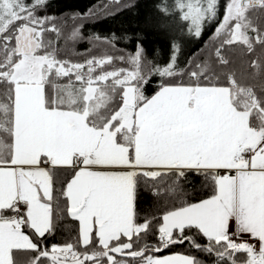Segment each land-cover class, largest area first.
<instances>
[{"label":"snow or ice","instance_id":"obj_1","mask_svg":"<svg viewBox=\"0 0 264 264\" xmlns=\"http://www.w3.org/2000/svg\"><path fill=\"white\" fill-rule=\"evenodd\" d=\"M50 6L0 0V264H264V0H161L196 39L216 25L183 68L175 40L162 65L117 56ZM82 42L100 54L70 59ZM65 218L75 240L51 243Z\"/></svg>","mask_w":264,"mask_h":264},{"label":"trees","instance_id":"obj_2","mask_svg":"<svg viewBox=\"0 0 264 264\" xmlns=\"http://www.w3.org/2000/svg\"><path fill=\"white\" fill-rule=\"evenodd\" d=\"M169 4L171 0H168ZM49 13L54 15L58 26L67 31L73 26V21L69 19L73 16L81 17L76 23L83 25V30L88 36L99 35L101 37H112L115 34L117 39L115 55L128 56L137 48L138 43H142L146 49V55L154 59L159 64H164L171 54V44L173 40L181 44V51L178 56V65L183 68L185 63L191 58L205 54L207 46H210L209 37L215 29V22L206 25L203 35L196 39L189 35L184 28V22L176 16H162L157 8L161 0H121L117 5L113 0H50ZM91 13V15H89ZM61 47L64 42L61 41ZM101 47H106L103 45ZM86 49H91L87 51ZM70 59L83 61L91 55L100 54L99 48L93 46L91 42H82L74 49H66ZM117 67H127L119 60L115 61ZM159 77H154L153 82L145 89L146 95H151L158 86ZM185 194L193 202L207 198L210 189L202 177L190 176L189 182L184 185ZM139 208L141 213L152 209L156 211L152 198L142 195ZM78 222L65 218L59 222L56 235L51 238V243L62 244L74 241L77 236ZM149 242H154L149 238ZM189 251L187 245L174 246L159 255L173 253H184ZM207 264H212V258L203 253H196Z\"/></svg>","mask_w":264,"mask_h":264},{"label":"water","instance_id":"obj_3","mask_svg":"<svg viewBox=\"0 0 264 264\" xmlns=\"http://www.w3.org/2000/svg\"><path fill=\"white\" fill-rule=\"evenodd\" d=\"M178 246H182V245H178ZM166 250H167V249H166ZM166 250H165V251H166ZM165 251H164V252H165ZM160 254H161V253H160Z\"/></svg>","mask_w":264,"mask_h":264},{"label":"crops","instance_id":"obj_4","mask_svg":"<svg viewBox=\"0 0 264 264\" xmlns=\"http://www.w3.org/2000/svg\"><path fill=\"white\" fill-rule=\"evenodd\" d=\"M167 255H169V254H167Z\"/></svg>","mask_w":264,"mask_h":264}]
</instances>
